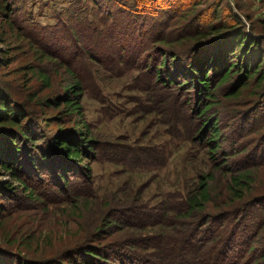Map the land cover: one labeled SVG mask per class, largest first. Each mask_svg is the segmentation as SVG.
Here are the masks:
<instances>
[{
	"label": "trees",
	"instance_id": "1",
	"mask_svg": "<svg viewBox=\"0 0 264 264\" xmlns=\"http://www.w3.org/2000/svg\"><path fill=\"white\" fill-rule=\"evenodd\" d=\"M182 1L87 0L86 3L92 7L96 18L107 12L109 20L115 23L123 16L129 23L125 28L127 35L139 44L145 40L153 43L157 54L153 62L155 58L158 61L146 67V70L153 69L155 75L151 92L156 95L150 97L153 99L150 102L163 105L162 91L173 97L174 104L181 97L185 98V106L191 107L188 121L191 139L204 143L213 167L230 175L224 201L222 195H215L212 184L216 175L211 171L201 176L196 189L179 201L177 207L163 210L158 224L165 227L164 232L156 237L133 239L132 242H136L133 244H125L129 241L97 243L101 240L99 237H111L121 228L126 216L120 217L119 211L114 210L104 216L90 241H83L58 257L31 258L14 251L15 239L10 233L5 234L0 244V264H264V207L261 218L251 222L250 217L254 206L264 204V190L257 186L264 158L259 159L260 163H252L260 151L244 145V135L231 125L242 121L244 127L251 120L264 121V38L256 34L258 26L264 32V19L253 21L250 15H245L246 20L252 21L248 27L228 0H209L207 9L201 13L212 10L213 20L219 16L223 19L194 29L193 21L198 14L173 16L178 11L172 12V9L178 3L182 6ZM43 2L40 0L39 6ZM59 2L64 7L56 11L59 22L45 27L34 21L35 15L30 9L36 7L37 0H0V73L16 63V56L25 53L27 47L32 49L36 60L42 61L39 65L56 62L38 49L23 28L32 24L30 27L35 31H60L64 27L63 17L81 9L82 1ZM189 2L194 9L202 4V0ZM103 5L108 9L103 10ZM114 5L124 10L118 8L116 12ZM147 11L156 14L152 22L141 15ZM175 18L177 24L182 22L180 34L176 36L175 29L169 31ZM98 21L100 23V19ZM99 23L96 24L98 29L103 25ZM68 36L76 40L75 34ZM80 50L86 54L83 48L79 49L81 53ZM90 59L98 61L93 55ZM39 65H21L0 75V226L14 211V207H7V202L20 199L18 189L24 191V199L43 202L49 194L33 188L34 182H47L66 193L74 171L82 173L78 178L91 179L92 170L88 165L82 166L83 161L98 158L97 144L81 107L83 81L71 68L67 70L71 80L62 96L40 97L39 93H33L32 98L20 101L5 79L10 74L25 75L23 79L29 91L34 80L48 89L50 76ZM32 106L35 107L31 109ZM45 107L58 110V119L71 121L73 127L62 125L58 130L47 131L44 124H48L39 123L38 111H35ZM179 116L174 111L175 121ZM230 128L231 132L225 133ZM231 135L236 138L233 147L227 149L224 144L230 143ZM261 154L264 156V149ZM217 207L218 212H212ZM27 244L26 251H36L32 242Z\"/></svg>",
	"mask_w": 264,
	"mask_h": 264
},
{
	"label": "rangeland",
	"instance_id": "2",
	"mask_svg": "<svg viewBox=\"0 0 264 264\" xmlns=\"http://www.w3.org/2000/svg\"><path fill=\"white\" fill-rule=\"evenodd\" d=\"M39 1L37 0L36 7L33 8L32 4L30 8L35 15L34 21L45 27L55 26L59 22L56 11L64 7L59 0L52 3L44 0L40 6ZM81 1V9L75 10L71 16L68 14L63 17L64 27L60 31L42 29L45 31L39 32L31 29L32 24L23 28L24 34L30 37L38 49L52 56L55 63L39 65L42 61L36 60L34 53L30 51L32 49L27 47L25 53L16 56V63L8 69H2L0 73L3 75L4 71H13L30 63H37L45 70L51 79L48 89L34 80L30 84L33 88L29 91L23 79L25 75L10 74L5 78L16 97L25 101L32 98L30 96L33 93H39L40 97L64 95V87L71 80L67 70L71 68L83 81L82 112L98 148L96 160H85L82 163V166L88 165L91 168V179L78 178L82 173L74 171L66 193L58 191L47 182L36 181L33 188L47 192L49 195L46 200L33 202L24 199V191L18 189L20 199L7 202V207H14V211L0 226V244L4 235L10 233L16 241L12 245L13 250L31 258L58 257L83 241H90L104 216L114 210L119 211L120 217L126 216L121 222V228L111 237H99L101 240L97 243L129 241L125 244H133L136 243L132 242L133 239L156 237L164 232L165 227L158 224L163 218V210L177 207L179 201L196 189L202 175L214 171L216 179L212 185L215 195H222V202L230 177L213 167L209 150L204 143L191 139L188 122L191 107L185 106L184 97L174 104L173 97L162 91L163 100L165 99L163 105L160 102H150L153 100L150 97L156 95L151 92L155 87V75L153 69L146 70V67L149 63L156 65L158 61L155 58L156 61L153 62V57L157 55L153 51V43L145 40L139 44L127 35L125 28L129 27V23L123 16L113 23L104 11L106 15H98L96 18L94 10L86 3L87 0ZM182 2V6L178 3L177 9H172V12L178 11L173 16L179 18L183 13L198 14V18L193 21L194 29L223 19V16H219L213 20L212 10L201 13V10L207 9L209 0H202V4L195 9L189 0ZM228 2L235 13L243 16L248 27L252 21L246 20L245 15H250L253 21L264 19V0ZM106 6L103 5V10L108 9ZM114 6L116 12L124 10L119 5ZM141 15L150 22L156 19L153 18L156 17L154 12L147 11ZM177 18L173 20L169 30L175 29V36L180 34L182 24H177ZM98 19L100 23L103 22L99 29L96 28ZM103 27L104 31H101ZM261 29L258 26L256 34L257 37L264 38ZM72 34H75L76 40L73 37L70 40L68 35L71 37ZM79 47L86 54L81 50L80 53ZM90 55L97 57L98 61L91 60ZM157 89H160L159 86ZM35 111H38L39 123L48 124H44L47 131L58 130L62 125L73 127L71 121L58 119V110L45 107L36 108ZM174 111L180 114L178 121H175ZM241 122H233L231 125L234 124L244 135V145L260 151L259 157L252 162L260 163L259 159L264 158L261 154L264 149V121L259 123L251 120L244 127ZM230 132L231 128L225 131L227 134ZM230 138V143L224 144L227 149L233 147L236 136L231 135ZM258 185L264 190V167L258 172ZM263 205L254 206L256 208L252 209L251 222L262 217ZM212 212H218V207ZM169 216L173 217V214L169 213ZM27 242H32L36 251H26ZM137 251L140 252L141 249Z\"/></svg>",
	"mask_w": 264,
	"mask_h": 264
}]
</instances>
